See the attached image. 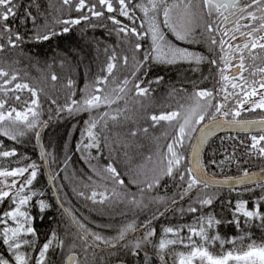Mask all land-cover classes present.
<instances>
[{"label": "trees", "instance_id": "trees-1", "mask_svg": "<svg viewBox=\"0 0 264 264\" xmlns=\"http://www.w3.org/2000/svg\"><path fill=\"white\" fill-rule=\"evenodd\" d=\"M88 2L94 3L95 0ZM126 2L133 20L118 12L108 13L99 5L97 10H103L104 16L91 17L86 9L84 12L75 10L76 0L71 5H64L62 0H18L16 17L7 23L14 33L21 35L22 40L16 42V47H12L8 45L6 37L0 39V44L5 45L4 50L0 51V68L9 73L8 77L0 78V87L4 89L0 91V100L7 102L5 110L16 108L24 111L27 107H35L30 103L32 99L38 98L39 101V106L35 107L38 112L35 129L29 130L20 125V130L26 134L18 136L17 140L0 136L3 150L14 149L17 153L12 157H0V170L36 165V179L31 185H25V191L21 193L31 197L21 208L27 212L29 225L35 230V235L27 234L24 237L32 241L31 246L26 245L21 249L31 258L30 264H35L43 244L52 239L53 233L57 239L46 253L45 264H65V259L72 253L78 254L76 264H178V254L189 250L186 245L191 236L188 231L190 227L199 230L203 226L210 237L218 235L225 241L223 245L219 240L208 244L209 250L215 254H221L222 250L240 249L242 245L251 242L261 244L264 238V221L258 227L260 229L252 231L257 227L255 220H245L243 214L236 210L241 200L245 203L247 201L251 208L253 204L254 210L264 214V183L241 190L212 189L202 184L188 189L189 175L186 169L189 167L188 152L193 136H186L181 147L173 143L178 134L176 121L154 124L150 120L153 114L172 111H179L183 116L195 107L194 93L197 91L211 90L215 96L219 69L224 68L222 57L229 50L228 39L225 35L221 37L217 31V26L222 25L219 14L213 11V15L208 16L201 0H193L194 10L198 13L194 33L198 42L188 43L177 40L163 25L161 11L157 23L165 39L205 59L199 63L182 60L161 63L152 58L145 61V54L152 52L150 34L139 41L141 49L135 51L136 38L118 29L127 26L136 27L139 32L147 31L148 17L136 6L141 3L147 5V0ZM174 2L179 3L182 9L187 0H168L169 5ZM113 6L118 7L115 0ZM180 9L173 11L174 18ZM26 12L35 18L34 23L26 16ZM83 15H89L90 19L81 20L76 25L59 22ZM110 15L122 24H113L108 19ZM152 15L150 12L149 17ZM208 24L212 25V32L208 31ZM65 26L70 28L67 33L62 31ZM44 34H49L51 38L36 39L38 35ZM212 38L217 40L216 44H212ZM221 40L227 42L223 52L220 49ZM112 56L116 57L115 61L111 60ZM125 56L128 57L127 64L123 62ZM213 60L216 64L210 63ZM258 62L253 61L252 64ZM109 63L115 64L111 75L106 70ZM138 63L142 65L139 70ZM12 75H16L17 79L6 84L5 81ZM53 75L57 77L56 80L51 79ZM103 77H107V82L98 83ZM125 79L129 80L127 86L123 85ZM17 83L35 89L37 97H33L28 89H15ZM137 83L141 88L148 89L146 95L136 94L134 85ZM121 87H124L123 92L119 90ZM96 88L102 89V92L96 94L108 95L115 102L91 111L77 112L76 107L79 105L72 106V100L82 101ZM16 96L20 99H15ZM69 106L73 107L71 113L67 111ZM104 112H108L109 116L100 119ZM251 114L260 117L264 116V111L257 109V112ZM113 115L117 116L115 121L111 119ZM210 116L207 109L204 120L193 125L195 131ZM29 119L33 117L29 116ZM92 120L99 121L93 130L98 134L99 148H85L91 142L87 128ZM105 122L107 127H104ZM180 122H183L182 119ZM43 125L46 127L42 143L51 173L65 208L83 232L82 236L58 206L47 179L36 136ZM144 128L148 131H142ZM133 130L137 132L134 137L130 135ZM156 139L159 140L157 144L154 142ZM251 143L250 135H223L211 140L202 155L205 169L217 176H235L245 171L263 169L264 156L258 150L251 149ZM169 144H173L177 153L183 157L178 168H173L171 176L165 175L170 157L167 150ZM155 146L158 152L152 155ZM109 164L116 168L120 179L124 180L123 185L116 183L110 178L111 174L105 171ZM32 170L29 167V172ZM181 174H184L183 180L180 179ZM27 176L28 173H25ZM23 181L21 177L17 189ZM148 184H153V187L148 188ZM93 191L97 193L96 202L88 198ZM16 192L0 204V218L8 220L7 225L0 224V231L8 226H16L10 218L4 216V213L15 209ZM101 193L107 197L103 203L99 202ZM208 197L212 198L211 205L200 203ZM41 202L45 205L43 209ZM190 208H196L197 211H189ZM209 217L220 223L209 226ZM129 224L134 225V230H128L123 240H117L120 231ZM169 227L174 229L173 233L164 232ZM153 230L154 234L148 236L147 233ZM248 231L253 238H250ZM134 232L136 234L132 237ZM92 233L118 246L106 252L96 251L94 245L111 246L103 241H95ZM162 239H183L184 243L169 245L161 250L159 243ZM192 239L204 243L200 237ZM232 240L236 243L229 242ZM137 242L140 243L139 248L135 247ZM0 255L11 256L2 236Z\"/></svg>", "mask_w": 264, "mask_h": 264}, {"label": "snow or ice", "instance_id": "snow-or-ice-1", "mask_svg": "<svg viewBox=\"0 0 264 264\" xmlns=\"http://www.w3.org/2000/svg\"><path fill=\"white\" fill-rule=\"evenodd\" d=\"M64 5H71L73 3V0H62ZM204 8L207 10L206 14L208 16L213 15V11H215L220 16H223L224 21H228V16L224 15V12H221V9L225 10H231L235 9L237 5L239 4V0H201ZM115 3L118 5V7L113 6V0H95L94 3L88 2V0H76L75 3V10L77 12H84L86 9L88 13L91 14V17H103L104 11L97 10V5L101 7V9L106 10L108 13L118 12L119 15L127 17L129 20H133V17L129 13L128 3L126 0H115ZM141 9V11L144 13L145 17H148V29L145 32H139L136 27H127V26H120L118 31L127 34H131L136 38V43L134 45V50L139 51L141 49V44L139 41L143 39L144 37L148 36L150 34L151 41H152V52L147 53L144 56L145 61H147L149 58L154 59L156 62L161 63H175L178 61H196L199 63L204 57L189 51L185 48H180L178 46H175L168 42L165 39V35L163 31L160 28V24L157 23V16L162 11L163 15V25L169 29L173 33V35L176 37L177 40L185 41L188 43H197L198 41L195 38V31H196V18L198 16V13L194 10L193 0H187V3L184 4L183 8L180 9L179 3H172L171 5L168 4V0H147V5L141 3L136 5ZM254 6H257V10L262 13L260 17H257L255 11H248V9L253 8ZM18 9V0H0V39H4L6 37L8 45L12 47H16V42L21 41L22 37L19 33H14L11 26L7 23L10 19H14L17 14ZM175 9H180L179 14L174 18L173 17V11ZM152 13L153 15L149 17V13ZM247 12V15L245 16L244 13ZM239 19H249L250 21H257L258 19L261 21L258 27H251L248 25L247 27H251V31L247 33H240L242 36H245L246 41L242 48L240 45L235 46V51H239L241 54L238 57L239 63L238 65H234L230 63V53H225V56L222 57L224 61V68H220V77L223 81H226L230 87L235 90L237 88L240 89V92L243 93V98L238 99L236 101L237 107L234 109H228L225 103H218L216 105H213L211 103L212 99L214 98L213 92L211 90H200L194 93V99H195V107L191 108L190 110L186 111L183 116L179 111H172L167 114H159V115H151L150 120L154 124H158L160 121L165 122H172L176 121V127L178 128V134L174 138L173 143L178 144L181 147H183L184 139L186 136L190 137V133L192 131H195L194 124H199L201 121L204 120L205 115L207 114V109L209 108H215V113L211 117V121L215 122L216 127H220L222 123H227L229 126H237L242 131L249 132L251 131L252 125H258L259 131L261 133H264V119H261L259 121H240L237 120L236 117H239L241 114V109H244V104L250 102V107L247 109H244L246 111H254L256 109H260L264 111V93H258V89L252 85H248V81L243 78L244 71H247L244 64V54L243 49L248 50V55L255 60L256 56L253 54V50L256 48H259L261 50H264V43H261V41H264V35L254 36V33H260L264 32V0H250L247 4H245L243 7L239 8ZM230 15H234V13L229 12ZM26 16L31 18L33 23L35 22V18L31 16L30 12H26ZM90 19L89 15H83L76 19L71 20H63L59 21L60 23H63L64 25H76L80 24L81 20H88ZM109 20L112 21L115 25H121L122 22L117 19L115 16H109ZM135 23V21H133ZM141 28L144 27L143 24L140 25ZM207 29L209 32L213 31V27L211 24L207 25ZM70 30L68 26H65L63 28V32L67 33ZM239 32V25L237 23V27L234 29V33ZM52 35H55V33H52ZM223 35L227 36L228 32L225 31ZM51 36L49 34H44L42 36H37L36 39H42V40H48ZM232 39H235V35L233 34ZM212 44H216L217 40L215 38H212ZM220 49L223 52L224 46L227 43L224 40H221L220 42ZM5 45L0 44V51L4 50ZM232 44H228L229 49H233ZM112 61L116 60L115 56L111 57ZM124 64H127L128 57H123ZM212 64H216V61H210ZM142 65L138 63L137 70H139V67ZM235 67L237 70V73L239 74V77L243 79L242 84L234 83L232 81L237 79L236 74H233L232 80H229V76L225 75V68H232ZM115 68L114 63H109L107 65V73L111 75L113 72V69ZM259 72L264 73V68L258 69ZM254 75V73H253ZM9 73L5 71L3 68H0V78L2 77H8ZM16 75H12L9 80H6L5 83H11L12 81L16 80ZM52 80H56L57 77L53 75L51 77ZM98 83H106L107 77H103L97 81ZM129 83V80L125 79L123 81V85L127 86ZM257 83L256 81H253V84ZM259 88L264 89V79H261L259 82ZM69 85H71V81H69ZM245 85H248V90H245ZM134 88L136 89V94L143 96L146 95L148 92V89L141 88L140 84L137 83L134 85ZM15 89H28L29 92H31L33 97H37V92L35 89L29 88L27 84H15ZM4 90L2 87H0V91ZM121 92L124 91V87H121L119 89ZM221 92H225L224 100L227 101L228 97L233 95V93L227 92V85L222 87L220 89ZM102 92V89L96 88L94 89V92L91 95L86 96L82 101H76L72 100L71 105L76 106V111H91L93 109H97L101 107V105H111L115 102V100L111 99L108 95H98L96 93ZM236 95H239V93H236ZM259 95L258 100H252V97H256ZM120 97H116V99H119ZM15 99L19 100L20 97L16 96ZM7 102L4 100H0V136L8 137L11 140H17L18 136H24L26 133L23 130H20V125H23L25 128L32 130L36 128V119L35 117L38 116V112L35 110V107L39 106V101L37 99L31 100V105L35 107H27L24 111H18L16 108H9L5 110V104ZM55 103V101H53ZM69 106L67 108V111L71 113L73 111V107ZM199 110V111H198ZM216 113L220 114L221 117H227L230 114L232 115L233 119L231 121H217ZM29 116L33 117V119H29ZM109 113L104 112L103 115L100 117V119H104V117H108ZM111 119L115 121L117 119V116L113 115L111 116ZM182 119V123L180 122ZM99 121L92 120L89 123V126L87 128V136L90 138L91 142L87 145H85V148H92L96 147L99 148V140H98V134L95 133L93 130L97 127V123ZM104 127H107V122H105ZM213 127V124H206L204 125V128L211 129ZM142 131L147 132L148 129L144 128ZM131 136H136L137 132L135 130L130 132ZM207 134L204 132V129H201V143L204 142V137ZM37 138H39V132L36 133ZM251 149L258 150L259 154L261 156H264V134H261L259 136L252 135L251 136ZM243 143V141H241ZM199 145H197V148ZM168 153L170 154V157L167 161V169L165 172V175L171 176L173 173V168L178 166L181 163V160L183 159L182 156H180L177 151L174 149L173 144L167 145ZM17 153L14 149L12 150H3L2 142H0V157H12L15 156ZM193 156H196V152L193 153ZM150 159V157H149ZM215 163V161H213ZM29 167L33 169L29 172ZM29 167H23V168H15L11 170H0V177H23L24 181L17 189L16 192V199H14V203L16 204V207L11 212L4 213L5 217L10 218L14 223L15 227L8 226L3 228L2 231H0V236L3 238V243L8 246V250L11 252V256H4L0 255V264H30L31 258L27 255L25 251H22L23 246H31L32 241H29L28 239L24 238L25 235L31 234L35 235V230L29 225L30 217L28 216L26 211H22V206L26 205L28 201L31 199L30 196L27 195H21L25 191V185H31L33 180L36 179V165L32 164ZM106 172L110 173L113 180H115L116 183L123 185L124 180L120 179V174L117 172L116 168L113 167L111 164L107 166L105 169ZM25 173H28V176L25 177ZM186 173L189 175V180L187 182V188L192 189L196 185L203 184L204 187L209 186V180L207 179L206 173L204 172L203 166L196 161L195 165L193 167H188L186 169ZM244 178H248L249 174L247 171L243 173ZM180 179H184V174L180 175ZM158 182V181H157ZM245 180L241 179L239 181H236V183H244ZM17 181L13 179L12 183H7L6 180H0V184H4L7 189L0 188V202H3V200L6 197L11 196L10 189L15 187ZM215 183H221L219 181H216ZM223 183H227V181H224ZM148 188H152L153 184H148ZM35 193H33L34 195ZM80 195H84V193H80ZM101 195L100 203L104 202V199H107L106 196H104L103 193ZM97 193L93 191L91 193V196L88 197L89 199H92L94 202H96ZM203 205H211L212 204V198L208 197L200 201ZM45 205L43 202H41V208L43 209ZM236 210L238 212H241L245 217L249 218H255L259 216L261 221H264V214L259 213L258 210L249 211L245 207V203L241 202L238 203L236 206ZM189 211L195 212L197 211L196 208H190ZM208 225L211 226L213 223H220V221L216 220L214 221L213 218L209 217L207 221ZM0 224H8L7 219L0 218ZM80 227H84L81 225ZM134 230V225L129 224L127 228L120 231L119 235L116 237L117 240H123L125 238V234L128 230ZM174 229L169 227L164 229L165 233H173ZM178 231V230H177ZM188 231L191 233V236L188 237V252H180L178 254L179 260L178 264H229V262H234V264H264V243L256 244L255 242H251L247 244L246 246H241L240 249L233 248L232 250L223 251L221 254H215L214 252L209 250L208 244L210 242H214L216 240H219L221 245L225 243V241L221 240V238L217 235L215 237H210L208 233L206 232L205 228L202 226L199 230L195 228H189ZM154 234L153 231H149L147 233L148 236H151ZM92 235L95 238V241H103L105 244L110 245L111 247H115V244H112V242L108 239H105L99 234L92 233ZM192 237H200L204 243H197ZM86 239V237H84ZM55 233L52 234V239L48 240L46 243L43 244L42 249L39 252V257L36 259L35 264H45V258L46 253L49 250L50 245L53 244V241L56 240ZM243 239V238H241ZM232 244H235L236 241L232 240L229 241ZM62 241L60 244L62 245ZM183 244V239H162L159 243V248L161 250L167 248L169 245L174 244ZM136 248L140 247V243L137 242L135 245ZM73 258L69 257V260L71 261ZM163 260V257H161Z\"/></svg>", "mask_w": 264, "mask_h": 264}, {"label": "flooded vegetation", "instance_id": "flooded-vegetation-1", "mask_svg": "<svg viewBox=\"0 0 264 264\" xmlns=\"http://www.w3.org/2000/svg\"><path fill=\"white\" fill-rule=\"evenodd\" d=\"M248 2H250V0H239V4L237 5V7L235 9H231V10L221 9V12H224V15L228 16L229 18H228V21L225 22L223 16L219 15V19L221 20L222 25L217 26V31L219 32V34L223 38H224V36H222L223 33L225 31L228 32V35L225 36V38L228 39L227 45L232 44L235 40H237L239 38L245 37V36H242L240 33H247L249 31H251V27H258L259 24L261 23V21L259 19L255 22L250 21L249 19H239V15H240L239 8L243 7ZM248 11H255L257 17H260L262 15V13L257 10V6H254L253 8L248 9ZM229 12L234 13V15H230ZM244 15L246 16L247 12H245ZM237 23L239 25V32L234 33V29L237 27ZM248 25H250L251 27H247ZM233 34L235 35V39H232ZM259 35H264V32L254 33V36L258 37ZM245 42H247L246 39L243 40L242 42H238L234 45L232 44L234 46L233 49L228 50V53L231 54V57H230V63L231 64L238 65V63H239L238 57L240 56L241 53L239 51H235V46L240 45L242 48V46ZM261 43H264V41H261ZM243 54L245 57V59H244L245 68L247 69V71H244V73H243V78L248 81V85H252V86L256 87L257 89H260L258 82L261 79H264V73L259 72L258 69L264 68V50H261L259 48H256L253 50V54L256 56L255 60H253L248 55L247 49H243ZM253 61H260V62L255 63V65H253L252 64ZM253 73H254V75H253ZM233 74H236L237 79L232 81V82L242 84L243 79H241L239 77V74L237 73V70L235 67L225 68V75L229 76V80H232ZM253 81H256L257 83L253 84ZM226 85H227V92L233 93V95L228 97L227 101L224 100V96L226 93L220 91V89ZM248 85H245V90H248ZM236 93H239V95H236ZM217 95L220 97V100L218 101V103H225L227 108L230 110L237 107L236 101L238 99L243 98V93L240 92L239 88L233 90L230 87V85L227 84L226 81H223L221 79V77H219V79H218ZM258 110H260V109H258ZM260 111H262V110H260ZM255 112H257V109L254 110V112L241 110V114L239 117L240 118H250V119L256 118L254 116H251L252 115L251 113L254 114ZM242 113H244V114L248 113V114H246V115L243 114L244 116H242ZM226 118L233 119L231 114L229 116H227ZM236 119H238V117H236ZM250 136H252V135H250Z\"/></svg>", "mask_w": 264, "mask_h": 264}, {"label": "water", "instance_id": "water-1", "mask_svg": "<svg viewBox=\"0 0 264 264\" xmlns=\"http://www.w3.org/2000/svg\"><path fill=\"white\" fill-rule=\"evenodd\" d=\"M243 40H245V37H242V38L235 40L232 44L234 45V44L241 42ZM231 120L232 119H227L226 117H221V116L217 117V121H231ZM237 120H240V121H259L261 119H237ZM210 123L213 124V127L211 129L204 128V125L210 124ZM45 126L46 125H43L41 127V129L39 131V138H37L40 153L42 156L43 167L45 169L47 178L49 180V183H50V186H51V189L53 191V194L55 196L56 201L58 202L59 206L61 207V209L63 210V212L67 216V218L73 224L66 208L64 207L63 203L61 202L57 187L55 185L54 179H53L51 171H50L47 154H46L45 148H44L43 143H42V135H43V131L45 129ZM201 129H204V132L207 134L204 137L203 143H201V139H202ZM242 133L258 134L261 132L259 131L258 125H252L251 131L246 132V131H242L237 126H229L227 123H222L220 127H216L215 122H212L211 119L209 121L205 122L198 129V131H197V133H196V135H195V137L191 143L189 155H188L189 167H193L195 165L196 161H198L203 166V164H202V153H203V150H204L205 146L207 145V143L209 141H211L212 139H214L217 136L222 135V134H242ZM197 145H199L198 148H197ZM194 152H196L195 157L193 156ZM203 169H204V167H203ZM204 172L206 173L207 179L209 180V186L208 187H211V188L240 189V188H244V187H248V186H254L256 184H260V183L264 182V169L248 173L249 174L248 178H244L243 174L239 175V176H235V177H219V176H213V175L209 174L205 169H204ZM241 179H244L245 182L244 183H236V181H239ZM216 181H219L221 183H215ZM224 181H227V183H223ZM74 227L76 228L75 225H74ZM69 257H72L73 259L70 261ZM69 257L66 259V264H75V262L77 260V256L76 255H70Z\"/></svg>", "mask_w": 264, "mask_h": 264}, {"label": "rangeland", "instance_id": "rangeland-1", "mask_svg": "<svg viewBox=\"0 0 264 264\" xmlns=\"http://www.w3.org/2000/svg\"><path fill=\"white\" fill-rule=\"evenodd\" d=\"M258 93H264V89H258ZM251 99H252V100H258V99H259V95H257L256 97H252ZM249 107H250V102L244 104V109H247V108H249ZM244 109H241V110H244ZM194 133H195V131H192V132L190 133V137L193 136ZM20 178H21V177H16V178H13V177H7V178L0 177V180H6L7 183L10 184V183H12L13 179H15V180L17 181V183H16L15 187H13V188L10 189V192L13 193V192H15V191L17 190L16 187L18 186V182H19ZM0 188H5V190H9V189L6 188V186H5L4 184H0ZM239 201H240L239 203H241V202L245 203L244 201H241V200H239ZM237 204H238V203H237ZM251 206H252V208L248 206L247 201H246V203H245V207L247 208V210H249V211H253V210H254V205L251 204ZM243 216H244V215H243ZM244 217H245V216H244ZM244 219H245V220H255V223H256L257 227L253 228L252 231H257V229H260V228H258V227L262 226V224H263V221H261V219L259 218V216L255 217V218L245 217ZM11 221H12V220H11ZM12 222H13V221H12ZM248 233H249V235H250V238H253V236L250 234L249 231H248ZM261 243H264V238L261 240ZM197 264H198V262H197ZM229 264H234V262H231V261H230Z\"/></svg>", "mask_w": 264, "mask_h": 264}, {"label": "bare ground", "instance_id": "bare-ground-1", "mask_svg": "<svg viewBox=\"0 0 264 264\" xmlns=\"http://www.w3.org/2000/svg\"><path fill=\"white\" fill-rule=\"evenodd\" d=\"M141 124H142V123H141ZM150 131H151V133L154 132V130H152V129H151ZM154 142H155V144H157V143H159V140L156 139V140H154ZM157 146H158V145H157ZM157 146L153 147L152 155H156V154H157V152H158ZM158 148H159V146H158ZM154 152H155V154H154ZM204 169H205V167H204ZM205 170H206V169H205ZM206 171H207V170H206ZM207 172H208V171H207ZM58 194H59V192H58ZM59 197H60V199H61V202L63 203V200H62L60 194H59ZM56 202H57V201H56ZM57 204H58V202H57ZM63 205H64V203H63ZM58 206H59V204H58ZM59 207H60V206H59ZM64 207H65V205H64ZM60 209H61V207H60ZM75 230H76V232H77L78 234H80L81 236L84 235L83 232H82L77 226H76ZM96 251H99V252H106V251H108V247H100V246H96Z\"/></svg>", "mask_w": 264, "mask_h": 264}]
</instances>
